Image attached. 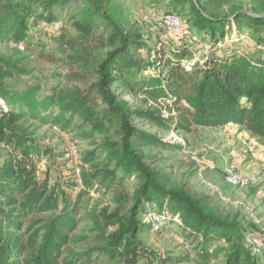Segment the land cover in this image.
Returning <instances> with one entry per match:
<instances>
[{
  "label": "trees",
  "instance_id": "obj_1",
  "mask_svg": "<svg viewBox=\"0 0 264 264\" xmlns=\"http://www.w3.org/2000/svg\"><path fill=\"white\" fill-rule=\"evenodd\" d=\"M171 5L191 24L189 33L177 36L195 39L190 36L196 29L210 37L203 58H193L180 39L165 65L160 58L143 59V35L130 25L117 0H0V38L24 43L26 50L30 19L34 25L62 19L59 38L74 49L82 69L79 79L85 82L70 91L10 88L12 64L0 57V143L11 148L0 162V264H139L142 258L174 264L171 258L155 259L138 239L140 214L146 212L163 216L166 225L180 221L201 246L199 264H209L223 252V264H261L247 246L248 226L217 212L188 187L167 182L144 151L146 144L163 140L133 122L145 118L165 128L172 123L178 128L193 122L234 124L264 143V58L226 56L218 48L235 23L264 29V14L205 13L200 0H172ZM151 68L157 73L141 74ZM140 92L173 102L178 119L132 107L124 94ZM33 119H51L64 127L77 122L84 134L105 137L83 156L81 179L85 192L112 191L114 209H92L77 218L79 201L64 197L48 176L39 177L34 157L47 151L26 137V123ZM127 181L136 183L132 190ZM86 219L96 232L95 246L73 250L72 241L88 239L73 236Z\"/></svg>",
  "mask_w": 264,
  "mask_h": 264
},
{
  "label": "rangeland",
  "instance_id": "obj_2",
  "mask_svg": "<svg viewBox=\"0 0 264 264\" xmlns=\"http://www.w3.org/2000/svg\"><path fill=\"white\" fill-rule=\"evenodd\" d=\"M117 1L123 7L130 25L143 35L144 45L140 51L143 59L155 62L160 58L165 65L180 39L185 40L184 44L190 47L193 58H203L207 53L211 39L205 38L204 33L192 29L190 37L195 39L182 38L170 34L163 26L162 17L169 12L177 13L186 25H191L186 16L173 8L172 0ZM200 2L205 13L220 16L230 17L239 10L252 15L264 14V0ZM62 16H66V13ZM30 20L27 24L28 36L25 38L27 50L24 43H17L13 38H0V57L12 64L9 70L14 74L7 79L8 86L20 90L38 86L42 92H51L53 88L70 91L84 86L85 82L79 79L81 66L73 58L74 49L59 38L60 28L64 24L62 19L41 21L36 25L31 23L33 19ZM230 30V36L218 45L226 56L239 53L257 59L264 58V29L252 31L235 23ZM155 73L156 69L151 68L141 74L152 76ZM124 97L134 108L151 109L165 118L170 117V114L175 119L179 117L177 107L167 99L156 101L145 92L136 96L125 93ZM133 123L163 140V144H146L144 151L148 161L160 170L167 182L188 187L203 196L214 210L226 216H236L243 225L248 226L251 233L264 238V195L258 196L253 188L229 185L225 173L229 164L236 163L247 174L264 181V143L234 124L205 126L193 122L186 128H178L172 123L171 128H165L145 118H139ZM26 128L29 142L35 139L40 148L47 151L41 158L34 157L39 177L48 176L51 185H56L64 197L72 203L79 201L77 218H83L92 209L108 207L112 210L116 207L112 191L91 189L85 192L83 183L80 184L75 174L76 168L82 170L85 153L96 148L105 137L100 134H84V129H79L77 122L73 126L64 127L51 119L30 120ZM71 144L78 146V158L65 157ZM10 150L9 146L0 143V162L9 155ZM126 185L132 190L136 183L127 181ZM140 218L143 225L138 239L153 252L155 259L171 258L174 264H199L201 246L196 239L189 237L180 221L153 230L150 213H142ZM91 226L88 219L81 221L73 236H88V239L78 243L72 241L69 244L71 249L82 250L95 246L93 240L96 232L91 230ZM225 257L226 253L223 252L209 264H223ZM255 257L259 263L264 264V251L255 254ZM139 264H156V261L142 258Z\"/></svg>",
  "mask_w": 264,
  "mask_h": 264
},
{
  "label": "built area",
  "instance_id": "obj_3",
  "mask_svg": "<svg viewBox=\"0 0 264 264\" xmlns=\"http://www.w3.org/2000/svg\"><path fill=\"white\" fill-rule=\"evenodd\" d=\"M163 26L172 35H183L189 33L188 27L183 19L176 13L171 12L162 17ZM174 139H177L175 137ZM79 149L75 144H71L67 153L66 158L74 159L78 158ZM75 174L78 181L82 185L81 170L76 168ZM226 181L229 185L239 188H253L258 196L264 195V181L247 174L244 172L236 163H231L227 166L226 170ZM153 219V230H158L163 225H166V219L156 213H150ZM247 246L253 254L264 251V238L259 234L250 233L247 237Z\"/></svg>",
  "mask_w": 264,
  "mask_h": 264
}]
</instances>
